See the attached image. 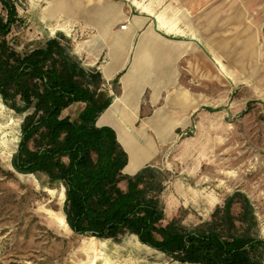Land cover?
Returning <instances> with one entry per match:
<instances>
[{"label":"rangeland","instance_id":"374dc122","mask_svg":"<svg viewBox=\"0 0 264 264\" xmlns=\"http://www.w3.org/2000/svg\"><path fill=\"white\" fill-rule=\"evenodd\" d=\"M9 1L18 21L6 39L19 53L62 35L79 58L78 45L94 33L86 23L109 17L119 23L123 2L160 27L196 30L204 50L195 70L182 63L180 87L164 93L171 100L167 110L189 122L154 141L156 154L146 164L163 173L160 225L175 220L186 230L264 239V0ZM0 14L6 15L1 5ZM80 108L72 105L62 117L75 120ZM27 114L0 98V264H188L133 234L115 240L75 234L66 222L63 186L12 167Z\"/></svg>","mask_w":264,"mask_h":264},{"label":"trees","instance_id":"16d2710c","mask_svg":"<svg viewBox=\"0 0 264 264\" xmlns=\"http://www.w3.org/2000/svg\"><path fill=\"white\" fill-rule=\"evenodd\" d=\"M0 5L6 12L0 14V98L16 113L28 112L11 164L19 173H42L63 186L64 214L75 234L112 240L133 234L179 263L264 264L258 235L186 230L175 220L160 225L163 173L147 165L124 175L128 158L115 132L96 126L111 101L99 71L86 68L62 35L17 52L6 39L18 21L16 8L9 0ZM77 103L84 106L75 120L62 117ZM245 208L251 217L247 200Z\"/></svg>","mask_w":264,"mask_h":264},{"label":"crops","instance_id":"0c3cea01","mask_svg":"<svg viewBox=\"0 0 264 264\" xmlns=\"http://www.w3.org/2000/svg\"><path fill=\"white\" fill-rule=\"evenodd\" d=\"M125 4L119 23L110 17L101 20L102 23L100 20L86 23L94 33L78 45L77 55L86 67L95 68L101 74L103 89L111 101L98 117L96 126L115 132L128 158L122 173L133 176L153 159L154 141L166 140L174 124L189 122L188 117H174L167 110L172 108L169 107L171 100L164 93L180 87L182 63L195 70L204 47L196 30L189 28L187 34L180 27H160L150 15H133ZM121 26L126 27L121 29ZM178 98L180 94L173 102L177 101L180 110L182 104ZM77 105L80 110L84 106Z\"/></svg>","mask_w":264,"mask_h":264},{"label":"built area","instance_id":"2783aa9c","mask_svg":"<svg viewBox=\"0 0 264 264\" xmlns=\"http://www.w3.org/2000/svg\"><path fill=\"white\" fill-rule=\"evenodd\" d=\"M126 26H121V29H124Z\"/></svg>","mask_w":264,"mask_h":264}]
</instances>
